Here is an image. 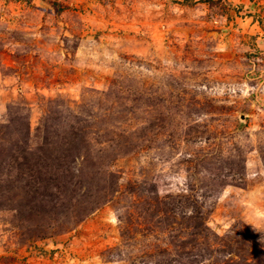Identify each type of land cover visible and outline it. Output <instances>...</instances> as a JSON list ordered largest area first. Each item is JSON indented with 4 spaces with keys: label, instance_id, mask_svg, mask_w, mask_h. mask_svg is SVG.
I'll return each instance as SVG.
<instances>
[{
    "label": "rangeland",
    "instance_id": "1",
    "mask_svg": "<svg viewBox=\"0 0 264 264\" xmlns=\"http://www.w3.org/2000/svg\"><path fill=\"white\" fill-rule=\"evenodd\" d=\"M0 264H264V0H0Z\"/></svg>",
    "mask_w": 264,
    "mask_h": 264
}]
</instances>
